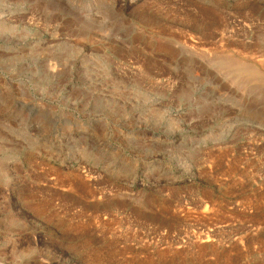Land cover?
Instances as JSON below:
<instances>
[{"label": "rangeland", "instance_id": "rangeland-1", "mask_svg": "<svg viewBox=\"0 0 264 264\" xmlns=\"http://www.w3.org/2000/svg\"><path fill=\"white\" fill-rule=\"evenodd\" d=\"M0 264H264V0H0Z\"/></svg>", "mask_w": 264, "mask_h": 264}, {"label": "bare ground", "instance_id": "bare-ground-1", "mask_svg": "<svg viewBox=\"0 0 264 264\" xmlns=\"http://www.w3.org/2000/svg\"><path fill=\"white\" fill-rule=\"evenodd\" d=\"M239 66V65H238ZM247 66V65H246ZM245 66V67H246ZM245 67H243V64L241 65V66H239L238 68L240 69V70H243V71H246V69H245ZM252 77L254 78V80H256V81H259V80H261V77H259V73L258 72H256V71H253L252 72ZM237 83V82H236Z\"/></svg>", "mask_w": 264, "mask_h": 264}]
</instances>
